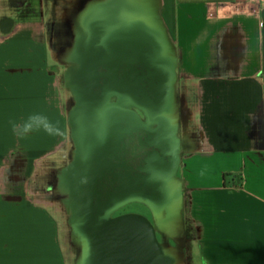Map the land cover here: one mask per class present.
<instances>
[{
	"label": "water",
	"instance_id": "95a60500",
	"mask_svg": "<svg viewBox=\"0 0 264 264\" xmlns=\"http://www.w3.org/2000/svg\"><path fill=\"white\" fill-rule=\"evenodd\" d=\"M46 27L57 38L47 41L73 95L68 127L80 150L74 162H50L40 171L36 192L63 217L68 264H197L193 250L205 238V225L196 215L189 181L177 175L179 157L160 162L156 153L143 157L138 147L142 133L155 143L156 131L152 124L139 125L138 109L156 119L173 98L180 117L188 111L187 120L194 122L201 104L192 77L179 71L182 52L164 0H57ZM125 65L131 68L125 80L111 77ZM140 67L148 81L160 80L163 103L144 95ZM124 118L137 122L128 129L131 162H109L107 148L96 147V141L106 142L109 128H119ZM120 142L123 153L126 141ZM130 203L147 206L151 218L115 215Z\"/></svg>",
	"mask_w": 264,
	"mask_h": 264
},
{
	"label": "crops",
	"instance_id": "0c3cea01",
	"mask_svg": "<svg viewBox=\"0 0 264 264\" xmlns=\"http://www.w3.org/2000/svg\"><path fill=\"white\" fill-rule=\"evenodd\" d=\"M164 5L172 34L188 55L184 56L188 71L214 76L224 85L221 96L228 110L222 119H240L250 115L254 103L264 104V0H164ZM19 31V24L12 30L0 31L2 163L20 162V136L11 131L10 122H23L35 103L30 91L35 82L20 78L19 49L5 45L7 39L16 40ZM218 128L211 142L212 152L206 153L211 156L204 159L214 163L220 154L229 161L237 159L229 168L217 169L219 175L227 169L239 171L243 186L225 188L223 181H210L203 203L210 258L219 264H264V162H248L253 150L243 131L232 136L239 147L230 148L227 138L221 140ZM45 143V138L38 141L36 146L42 153L33 162L50 152V144ZM18 174L13 170L11 176L16 179ZM21 192L18 184L5 186L0 182V264H66L60 258L49 212L35 200L21 202L14 197Z\"/></svg>",
	"mask_w": 264,
	"mask_h": 264
},
{
	"label": "flooded vegetation",
	"instance_id": "af4514ba",
	"mask_svg": "<svg viewBox=\"0 0 264 264\" xmlns=\"http://www.w3.org/2000/svg\"><path fill=\"white\" fill-rule=\"evenodd\" d=\"M56 1L57 0H0V31L5 32V30H12L13 27L18 25L19 23H29L33 18L36 17L35 15L37 14V17H39V19L41 18L44 20L46 42L48 45V49L51 52L52 50L50 48L49 41L47 40L50 37L51 44H54L57 38L53 35H49L46 26L47 20L50 16L52 4ZM52 60L54 61L53 66L56 67V69L53 70L57 74L56 80L57 88L59 91L57 99L61 104V110L65 116L66 132L64 133L65 136L59 141L58 145L56 146V151L54 153L51 152L46 154L42 159L39 160L38 165H36L34 173L31 177V180L33 182L32 186L35 191L36 176L40 171H46L49 167L50 162H74V160L77 159L79 155L78 151L80 150V144L75 142V139L73 136H71L70 129L68 127V111L69 109H71V107H73V95L68 91V89H66V82L61 78L62 74H64L65 72V69L53 58ZM129 69L131 70V68L127 65L120 67L117 73H111V77H118L121 80H125L128 76ZM139 69V74L142 75L144 82V95L150 96L153 102H158L162 97V94L159 91V86L161 83L160 80L158 79L154 82L148 81L147 79H145V76L147 75L145 68L140 67ZM181 70L182 69L179 68L180 73H182ZM50 72L52 73L51 70ZM59 78H61V80ZM213 81H216L220 84V81H217L215 79H213ZM167 84L169 86L171 85L169 80L167 81ZM220 86H222L220 93L221 96L224 85H222L221 83ZM70 96L71 103L69 102ZM224 98L225 97L221 96V102H223ZM159 103H163V100L159 101ZM222 107L223 106H220L221 109ZM251 110L252 111L250 115L244 116L240 119L233 118L231 121H229L228 117H225L224 119H220V121L229 126V130L231 131L233 136L236 137V135H240L242 131L247 135L248 139L251 142V150H253V152H251L252 154H249L248 162H264V104L254 103L251 107ZM137 111V114L139 115V125L152 124V129L156 128V131L151 137V140H155V143H149L147 134L142 133L143 142L140 140L141 142H139L138 147L139 149L143 150V157L147 156V152L149 151L151 153H156L160 162H172L171 159L177 155L180 159L177 169V175L189 181L187 187L196 199L201 188L200 186L195 184L193 180V178L196 177V173L193 168L194 160L211 156L210 154L212 151H209L210 154L206 155L208 151H205L204 149L208 147V144L210 142L215 141V133L218 134V131H216L215 129L217 126V123L216 125L214 124L215 119L211 121V129L208 130V133L205 130L204 134L202 129H200V127L196 125V121L193 122L187 120L186 114L188 111H186L185 114L183 113V116L180 117L181 114L179 112V105L174 101L173 98L168 105L161 107V112L157 111L156 119H148L147 113H143L139 109ZM200 117H203L201 116V113H199V120H201ZM136 124L137 122L135 120L131 121L130 119H121L119 121V128H109L108 138L106 142L104 141L103 137L98 138L95 145L100 149H102L103 147L107 148L109 162H131L129 154V150L131 148V135L128 132V129L131 130L132 125ZM121 125L123 126V130H121L122 132L120 133ZM122 138L126 141V146L123 153L120 152L121 146L123 145L122 142H120ZM116 147L119 150L118 152L115 151ZM117 153H121L122 156H116ZM120 157H122V159H120ZM103 159L104 157L103 155H101V160L103 161ZM208 186L209 185H207L203 190H206V192L207 190L209 191ZM138 204H141L145 207L148 212L147 216L151 218V211L149 210V208L142 203ZM198 205L199 204L196 200V210L198 209ZM197 213L198 212H196V214ZM117 214H120V212L117 211L115 215ZM204 239V244L206 246L205 249L207 248L208 250H206L209 252L210 247L207 244L206 238ZM196 249L197 250H193V252L196 253L195 255L197 259L199 250L198 248ZM187 255L188 254H185V258L187 257ZM207 258L210 259L209 257ZM204 264L206 263L204 262Z\"/></svg>",
	"mask_w": 264,
	"mask_h": 264
},
{
	"label": "rangeland",
	"instance_id": "374dc122",
	"mask_svg": "<svg viewBox=\"0 0 264 264\" xmlns=\"http://www.w3.org/2000/svg\"><path fill=\"white\" fill-rule=\"evenodd\" d=\"M37 3V2H36ZM36 17L32 19L29 23L20 25V31L17 35L16 40L12 41V39H7L5 41V45L11 48L17 47L16 49H19V68H20V78L22 79L23 76L26 78H30L31 82H35V88H30L31 95L35 98V103L32 104V107L30 108V114L33 113H44L46 114L50 120L53 122H59V127L61 130L65 133L66 132V125H65V116L61 110V104L59 100L57 99V95H59V91L57 88V80H56V72L53 69H56V67L53 66L54 61L51 58V52L48 49V45L46 42V36H45V28H44V20L39 19L37 17L38 15H35ZM172 25V24H170ZM176 42L179 44L180 40ZM18 43V44H16ZM16 44V45H15ZM179 47L182 52V60L180 62V68L182 69L181 72L188 74L190 77H192V81L194 84H196V90L194 89V93H196L198 96H201V104L199 107V110L197 114L195 115V121L197 122V126L202 129V131L205 134V130L208 133V130L211 129V121L214 119V124L218 129H220V137L221 140H225L227 138L228 145L230 148H236L239 147L240 143H237L235 141H232L235 136L230 135L227 126H225L222 121L220 123V119H222L223 115L227 113L228 110V103H226L225 98L223 99V102H221L220 93L222 86L221 83L219 84L216 81H213V77L208 76H202L199 74H194L188 71V68L186 67L184 63V56L185 51L182 46ZM186 56H188L186 54ZM52 71V73L50 72ZM210 73V72H209ZM206 74V73H204ZM203 74V75H204ZM55 87V88H54ZM22 89V88H21ZM58 93V94H57ZM219 103V104H218ZM223 106L222 109L220 106ZM200 111V112H199ZM199 113H201L200 117L201 120H199ZM29 114V113H28ZM28 114L21 113L22 116H27ZM199 120V121H198ZM219 120V121H218ZM22 121V119H21ZM202 121V122H201ZM205 124V125H204ZM213 126V124H212ZM42 131L38 132H32L28 134L27 136L20 137V162H0V182L4 184L5 186L12 185V184H18L19 188H21L22 192L19 196L21 199V202L26 201H34L37 203V205H42L49 213V219L55 226V236H56V242L57 246L59 248L60 252V258L61 260H65L66 264H68V257L67 256V246H66V229L63 221V217L60 216L59 211L56 210L55 207L51 208L50 206H47L42 201V194L40 192H36L33 189L32 186V175L34 173V169L36 165H38L39 162H33L37 157L42 153V150H39L38 141L41 139L43 141V138H45V145H49V153H54L56 151V146L58 145L59 141L65 136H50ZM229 134V135H228ZM210 135V134H209ZM234 138H233V137ZM40 138V139H39ZM207 138V137H206ZM229 139V140H228ZM238 139V138H237ZM37 140L36 144L35 141ZM34 142V144H33ZM209 142V141H208ZM211 144V142L209 143ZM238 153V152H234ZM233 153V154H234ZM235 155V154H234ZM210 159H197L194 160V164L196 165L193 168H195V176L193 178L194 183L200 186L201 190H199L197 195V210L198 212L196 215H198L202 221L204 217L203 209L204 202L206 200V190H203L206 188L207 185H210V181L212 183H215L216 181L222 182L224 181L223 175H219V169L221 167H227L230 163L234 164L235 158H232L230 161L227 160L226 157H223L222 154H220L214 163H207ZM214 161V160H211ZM225 161V162H224ZM210 162V161H209ZM238 162V160H237ZM8 164V165H7ZM17 165H19L17 167ZM13 170H16L17 173H19L16 176H11L13 174ZM228 170V169H227ZM225 172H231L230 170ZM233 172V171H232ZM234 173H237L238 175H241L239 171H234ZM237 175V176H238ZM13 177V178H12ZM241 180V177L234 178L232 175H227L226 177V186L225 188H234L239 189V187H235L236 184L239 183ZM206 185V186H205ZM7 188L3 189V191H6ZM6 196V195H5ZM5 198V197H4ZM7 198H10L7 197ZM28 199V200H27ZM6 202V199L4 200ZM120 213L125 212H138L141 214L147 215L148 212L145 209V207L138 203H130L123 208L119 210ZM62 217V218H61ZM201 236H203V233H201ZM204 238L201 240L197 239V245L199 254L197 257V264H219L218 262L214 261V259L210 258V248L209 252L204 249L206 246L204 244ZM208 247V245H207ZM69 252V251H68ZM70 254V252L68 253ZM207 255V256H206ZM210 258L209 259L207 258ZM208 259V260H207ZM213 260V261H212ZM208 261V262H207ZM70 264V260H69Z\"/></svg>",
	"mask_w": 264,
	"mask_h": 264
},
{
	"label": "clouds",
	"instance_id": "9594fccd",
	"mask_svg": "<svg viewBox=\"0 0 264 264\" xmlns=\"http://www.w3.org/2000/svg\"><path fill=\"white\" fill-rule=\"evenodd\" d=\"M11 131L20 136H27L29 133L42 131L50 136H63L64 132L59 127V122H53L44 113L30 114L23 122L11 121Z\"/></svg>",
	"mask_w": 264,
	"mask_h": 264
},
{
	"label": "trees",
	"instance_id": "16d2710c",
	"mask_svg": "<svg viewBox=\"0 0 264 264\" xmlns=\"http://www.w3.org/2000/svg\"><path fill=\"white\" fill-rule=\"evenodd\" d=\"M227 175H232L234 178H237V177L240 178V176H241V175H238L237 173H234V172H225L223 174V178H224L223 185L224 186H226V177H227ZM242 186H243L242 185V181H239V183L235 185V187H239V188H242Z\"/></svg>",
	"mask_w": 264,
	"mask_h": 264
}]
</instances>
